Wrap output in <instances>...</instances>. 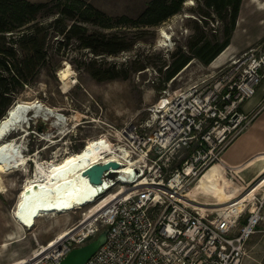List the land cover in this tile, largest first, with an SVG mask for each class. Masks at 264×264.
Listing matches in <instances>:
<instances>
[{
  "label": "built area",
  "instance_id": "1",
  "mask_svg": "<svg viewBox=\"0 0 264 264\" xmlns=\"http://www.w3.org/2000/svg\"><path fill=\"white\" fill-rule=\"evenodd\" d=\"M262 84L264 43L232 55L210 77L165 94L146 108L143 121L109 125L99 138L121 158L120 166L104 173L108 185L96 200L73 209L87 208L85 215L25 264H61L104 229L105 243L85 264H243L248 241L264 219V192L244 199L242 208L237 200L217 207L182 194L224 162L225 149L252 119L241 106ZM223 166L231 184L248 186ZM112 196L99 211L91 210Z\"/></svg>",
  "mask_w": 264,
  "mask_h": 264
},
{
  "label": "rangeland",
  "instance_id": "2",
  "mask_svg": "<svg viewBox=\"0 0 264 264\" xmlns=\"http://www.w3.org/2000/svg\"><path fill=\"white\" fill-rule=\"evenodd\" d=\"M78 1L56 0L75 3L79 9H84L85 4H92L102 10L104 15L98 22L85 23L90 30L127 34L134 44L129 50L116 55H95L88 48H80L75 40L62 42V35L57 34L56 27L53 26V32H49L45 44L48 53L46 63L35 76L30 77L28 83L20 87L10 107L18 101L36 102L49 111L53 110V113L62 114L64 119L57 124L54 117L33 115L35 110H30L28 122L10 130L0 141L1 146L16 139L22 144V152L28 156L26 163L17 168L7 165L0 157V176L4 186L0 185V263L12 262L14 259V262H18L28 255L33 256L37 252H32L41 245L45 249L49 240L66 231L87 212V208H83L47 213L34 217V222L27 223L25 227L21 226L13 217L19 204V192L25 182L35 176L38 163L49 169L52 163L64 165L69 159L81 161L85 145L99 138L109 129V125L121 127L130 121H143L150 104L167 93L210 77L219 67H213L211 63L204 64L194 57L174 77L165 80L166 66L162 67L163 63L165 60L171 62V54L180 44L184 45L185 50L189 49L185 44L194 32V23L198 21L201 24L202 0H185L179 11L154 23L142 21L139 17L149 0ZM56 15L40 13L36 20L49 23ZM212 15L206 27L210 37L215 33L220 34L224 25V20ZM240 16L244 18L242 26L237 25ZM238 19L231 38L232 44L238 47L234 52L237 55L264 43V10L251 9L249 1L242 0ZM72 21L68 18L65 20L67 23ZM91 57H97L107 64L124 63L130 67V75L127 78L97 80L84 63ZM67 65L70 68L62 67ZM161 67L162 70H159ZM263 93V87H259L254 97H261ZM263 104L255 109L256 113L264 107ZM97 149L91 152L92 159L103 155L97 154ZM259 187L257 193L262 194L264 185ZM197 198L199 201L215 202L213 197L205 195L198 194ZM110 200L100 198L99 204L91 210L98 211ZM16 233L23 237L16 241L9 239L10 235ZM5 240L11 243L3 247L1 244ZM243 264H264V219L248 241V256Z\"/></svg>",
  "mask_w": 264,
  "mask_h": 264
},
{
  "label": "trees",
  "instance_id": "3",
  "mask_svg": "<svg viewBox=\"0 0 264 264\" xmlns=\"http://www.w3.org/2000/svg\"><path fill=\"white\" fill-rule=\"evenodd\" d=\"M185 0H149L140 14L142 21L158 22L176 13ZM77 2H80L77 0ZM201 24L194 23L190 40L179 45L171 54L166 66L165 80L174 77L194 57L204 64H210L231 42L242 0H202ZM79 9L75 3H61L56 0H0V119L6 114L20 87L30 81L46 63V39L53 28L62 35V42L75 40L80 48H88L95 55H116L129 50L134 40L119 32L90 30L86 22H98L104 12L92 4ZM57 13L49 23L36 20L39 14ZM224 20L222 32L208 35V18L213 16ZM72 19L70 23L66 19ZM54 26V27H53ZM86 69L97 80L127 78L130 67L124 63H105L97 57L84 60ZM162 67L159 70H162Z\"/></svg>",
  "mask_w": 264,
  "mask_h": 264
},
{
  "label": "bare ground",
  "instance_id": "4",
  "mask_svg": "<svg viewBox=\"0 0 264 264\" xmlns=\"http://www.w3.org/2000/svg\"><path fill=\"white\" fill-rule=\"evenodd\" d=\"M260 3L263 5V1H260ZM163 33L166 35L165 31H163ZM232 47L233 45L227 48L224 52H221V54L214 60L212 66H216L219 59L228 55V52ZM62 67L70 68V65ZM30 110H35L33 115L45 114L50 118L54 117L57 124L61 123L64 119L62 114L53 113V110L49 111L36 102L18 101L8 109L7 113L0 120V141L4 139L10 130L28 122L27 116ZM98 139L100 138L92 139L85 145L81 161L78 159H69L64 165L60 163H52L50 164L49 169L41 167L38 163L35 176L29 178L19 192V204L13 217L21 226L25 227L27 223L34 222L33 218L38 217L39 215L61 213L78 208L81 204L96 200L99 193L104 191L108 182L105 181L103 184L91 183L87 176L82 175L83 169L98 160L118 161L117 159L121 158L116 152H112L107 141L102 137L100 140ZM22 148V144L20 142L18 143L15 139L6 144H2L0 146V157L2 158V161L12 168H17L18 166L25 164L28 160V156L22 152ZM96 148H99L97 149V154L103 153V155L99 158L92 159L90 156L91 152ZM122 155L123 157H127L128 154L126 150H122ZM74 163H77L76 166ZM223 165H225L224 162L212 165L201 176L196 186L187 193L182 194V196L188 200H194V202L199 201L197 198L198 194L213 197L215 202L199 201L196 202V204L217 206L224 200L223 198H226V196L231 193L232 189L235 188L237 193L239 191L238 188L242 186L231 184L223 173ZM219 184H221V190ZM0 185L3 186L1 176ZM257 189H259V187L255 190L249 191L244 199L251 198ZM114 197L115 196H112L111 200ZM244 199L243 202L245 207L246 202ZM19 236H21V234H12L9 236V239ZM4 247H6V245H4ZM43 251H45V249L41 252H37L33 256L28 255L21 261L14 262V264H25L30 259H36L41 256Z\"/></svg>",
  "mask_w": 264,
  "mask_h": 264
},
{
  "label": "crops",
  "instance_id": "5",
  "mask_svg": "<svg viewBox=\"0 0 264 264\" xmlns=\"http://www.w3.org/2000/svg\"><path fill=\"white\" fill-rule=\"evenodd\" d=\"M248 1L250 3L251 9L255 7L260 11L264 10V0ZM260 1H263V5H261ZM243 24L244 18L243 16H240L237 25L242 26ZM231 45H233V47L228 52V55L224 56L222 59H219V61L216 63V66L213 67L222 65L229 59V57H231V55L234 54L238 47L235 44H232V41L222 52H224ZM214 60L211 62V65L213 64ZM259 87H263L264 89V84L260 85ZM254 96L255 94L246 99L241 106L242 110L246 113L252 112V119L248 127L232 140L222 155L223 161L226 163L227 167H231L238 176H240L246 183L248 182L249 184L247 187H239V191L237 193L235 188L232 189L230 193L231 196L227 195L226 198H223L224 200L217 206L228 205L231 202L237 200L238 206L242 208L244 207L243 199L248 194V192L255 190L260 185H264V107H262L259 112H255V109L261 105L260 102L264 99V93L261 97L256 98ZM223 173L225 176L229 174L227 168H223ZM220 185L221 184H219V188ZM21 237H23V235L13 239L16 241ZM10 243V241L5 240L1 246H8ZM15 260L16 259H14L12 262Z\"/></svg>",
  "mask_w": 264,
  "mask_h": 264
},
{
  "label": "water",
  "instance_id": "6",
  "mask_svg": "<svg viewBox=\"0 0 264 264\" xmlns=\"http://www.w3.org/2000/svg\"><path fill=\"white\" fill-rule=\"evenodd\" d=\"M8 111V110H7ZM120 163L115 160H98L86 167L82 171L83 176H87L89 181L94 184H103L104 173L112 168H117ZM113 173L110 172L109 175ZM107 239V229L101 231L92 241L73 248L62 260L61 264H85L86 261L96 252V250L105 243Z\"/></svg>",
  "mask_w": 264,
  "mask_h": 264
},
{
  "label": "flooded vegetation",
  "instance_id": "7",
  "mask_svg": "<svg viewBox=\"0 0 264 264\" xmlns=\"http://www.w3.org/2000/svg\"><path fill=\"white\" fill-rule=\"evenodd\" d=\"M26 132H29L28 130ZM16 140V139H15Z\"/></svg>",
  "mask_w": 264,
  "mask_h": 264
}]
</instances>
